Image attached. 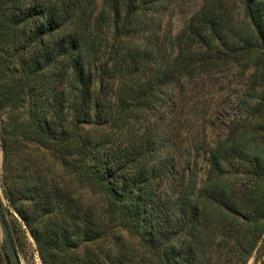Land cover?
I'll return each instance as SVG.
<instances>
[{
    "label": "trees",
    "instance_id": "obj_1",
    "mask_svg": "<svg viewBox=\"0 0 264 264\" xmlns=\"http://www.w3.org/2000/svg\"><path fill=\"white\" fill-rule=\"evenodd\" d=\"M180 1L0 0V204L20 258L30 239L42 264L261 251L264 0H201L174 33ZM233 65L245 83L225 134L187 154L184 88Z\"/></svg>",
    "mask_w": 264,
    "mask_h": 264
},
{
    "label": "rangeland",
    "instance_id": "obj_2",
    "mask_svg": "<svg viewBox=\"0 0 264 264\" xmlns=\"http://www.w3.org/2000/svg\"><path fill=\"white\" fill-rule=\"evenodd\" d=\"M200 3L201 0L180 1L172 18L174 33H177L185 25L191 13L198 9ZM244 81L240 69L233 65L213 75H200L184 88L180 103L174 110L178 114L174 125L178 131V141L182 151L189 154L188 145L190 148L194 147L193 141L195 139L206 141L209 144L225 134V124H227L232 113L231 103L235 101L239 90L243 89ZM1 175L2 150L0 148V198L6 207L8 203L3 196ZM2 210L4 220L8 223L12 220L11 212L4 210V208ZM4 239L0 219V250L4 245ZM135 241L137 240L135 239ZM260 254L261 251L249 264H259ZM21 261L22 264H42L31 239L26 245L25 254L21 257ZM0 264H8L3 253L0 254Z\"/></svg>",
    "mask_w": 264,
    "mask_h": 264
},
{
    "label": "water",
    "instance_id": "obj_3",
    "mask_svg": "<svg viewBox=\"0 0 264 264\" xmlns=\"http://www.w3.org/2000/svg\"><path fill=\"white\" fill-rule=\"evenodd\" d=\"M3 207L0 204V219L2 221V226H3V232H4V245L6 249V254L7 258L10 262V264H22L21 258L14 246L13 240H12V235L8 226V223L4 220V215H3ZM260 261L259 264H264V245L261 249V254H260Z\"/></svg>",
    "mask_w": 264,
    "mask_h": 264
}]
</instances>
